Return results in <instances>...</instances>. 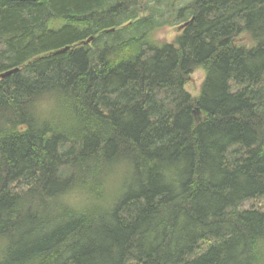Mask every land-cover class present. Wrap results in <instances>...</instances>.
<instances>
[{
    "label": "trees",
    "instance_id": "trees-1",
    "mask_svg": "<svg viewBox=\"0 0 264 264\" xmlns=\"http://www.w3.org/2000/svg\"><path fill=\"white\" fill-rule=\"evenodd\" d=\"M182 1L0 0V264L264 261V0Z\"/></svg>",
    "mask_w": 264,
    "mask_h": 264
},
{
    "label": "clouds",
    "instance_id": "clouds-1",
    "mask_svg": "<svg viewBox=\"0 0 264 264\" xmlns=\"http://www.w3.org/2000/svg\"><path fill=\"white\" fill-rule=\"evenodd\" d=\"M47 95V93L43 94ZM32 114L36 120V122L44 123V122H50V123H58L60 121H70L72 114L70 109L66 106L64 111L58 115L52 114V109L50 108L48 111H43L39 108V106L33 102L31 105ZM183 161H176L173 166L170 168H166L162 172V176L164 177V181L169 184H177L180 179V170L183 168ZM130 171V164L127 162L119 163L113 166L111 173L108 177V185H106V195L104 199L101 200H91L89 197H87L83 192L79 191L78 189L75 190V193H77L80 196V203L74 204L73 203V194L74 192H68L65 193L61 199L64 201L65 204L73 207L74 211L80 212L83 211L84 207L88 204H96L97 206L107 209L111 206L112 201V192L114 189H118L122 183L128 179ZM257 248L261 252L262 255H264V239H259L257 241ZM261 264H264V261L261 262Z\"/></svg>",
    "mask_w": 264,
    "mask_h": 264
},
{
    "label": "rangeland",
    "instance_id": "rangeland-1",
    "mask_svg": "<svg viewBox=\"0 0 264 264\" xmlns=\"http://www.w3.org/2000/svg\"><path fill=\"white\" fill-rule=\"evenodd\" d=\"M168 2H173L175 1L177 3L178 0H163L164 4ZM190 0H183L181 2V6L184 5L185 3H188ZM144 3V2H143ZM149 6H155V3L152 1V3L149 4ZM165 7L163 6L160 7V10H164ZM166 14L164 15V18H167V15L171 12L169 10L165 9ZM148 10H142V12L139 13V15L141 16H147L148 15ZM163 18V19H164ZM179 25H174V26H166L164 28H160L159 30H157L154 34L155 39L157 40V42H162V43H167L169 41H171V39L173 37H176L177 34L179 33ZM203 81V75L200 72H196L193 75H191L190 80L186 83V90L187 92H189L190 94L195 95L196 93L199 92L200 89V85ZM244 208H264V199H260V200H256V201H250L247 203H244L243 205Z\"/></svg>",
    "mask_w": 264,
    "mask_h": 264
},
{
    "label": "water",
    "instance_id": "water-1",
    "mask_svg": "<svg viewBox=\"0 0 264 264\" xmlns=\"http://www.w3.org/2000/svg\"><path fill=\"white\" fill-rule=\"evenodd\" d=\"M92 39H93V38L90 37V38H88L86 41L82 42L81 44H82V45H89V44L91 43ZM68 49H69V47H65L64 49L58 50V51H56L55 53H63V52H65V51H67ZM16 72H18V68L11 69V70H9V71H6V72H4V73H1V74H0V80L3 79V78H5L6 76H9L10 74H13V73H16Z\"/></svg>",
    "mask_w": 264,
    "mask_h": 264
},
{
    "label": "bare ground",
    "instance_id": "bare-ground-1",
    "mask_svg": "<svg viewBox=\"0 0 264 264\" xmlns=\"http://www.w3.org/2000/svg\"><path fill=\"white\" fill-rule=\"evenodd\" d=\"M106 8V7H105ZM109 16V15H108ZM94 36V35H93Z\"/></svg>",
    "mask_w": 264,
    "mask_h": 264
}]
</instances>
